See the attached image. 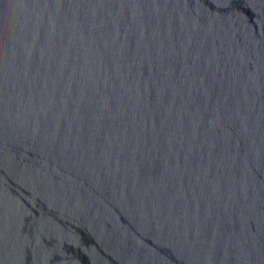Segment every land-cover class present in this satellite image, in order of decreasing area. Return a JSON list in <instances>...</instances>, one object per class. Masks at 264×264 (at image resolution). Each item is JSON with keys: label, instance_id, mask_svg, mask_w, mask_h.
<instances>
[{"label": "water", "instance_id": "obj_1", "mask_svg": "<svg viewBox=\"0 0 264 264\" xmlns=\"http://www.w3.org/2000/svg\"><path fill=\"white\" fill-rule=\"evenodd\" d=\"M0 264H264V0H0Z\"/></svg>", "mask_w": 264, "mask_h": 264}]
</instances>
